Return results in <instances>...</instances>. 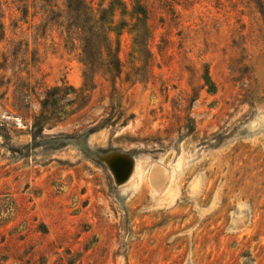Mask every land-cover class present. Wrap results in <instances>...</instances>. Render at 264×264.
<instances>
[{
	"label": "rangeland",
	"instance_id": "374dc122",
	"mask_svg": "<svg viewBox=\"0 0 264 264\" xmlns=\"http://www.w3.org/2000/svg\"><path fill=\"white\" fill-rule=\"evenodd\" d=\"M64 2L0 0V264H264V0H85L91 70Z\"/></svg>",
	"mask_w": 264,
	"mask_h": 264
},
{
	"label": "trees",
	"instance_id": "16d2710c",
	"mask_svg": "<svg viewBox=\"0 0 264 264\" xmlns=\"http://www.w3.org/2000/svg\"><path fill=\"white\" fill-rule=\"evenodd\" d=\"M43 1L50 3V0ZM52 7L55 9L56 4H54ZM63 7L64 9L60 13H54L56 12V9L55 11H52L51 13L53 14V17H51L50 20H53L54 18H65V21L68 22L67 28L69 29V33L71 34L72 38V35L76 30H80V33L83 34V37L81 38V41L83 42L81 53L87 70H91L93 67H95V62L101 61L100 59L103 52L102 49L106 51L107 57L109 58L108 60L117 59V50H114L113 52L108 46V35H103L101 32H99V28L101 27L97 26L101 21L104 20V17H100V19L96 21L93 20L91 8L86 6L85 0H65ZM135 11L142 13L141 15H144V11L139 7L135 9ZM90 22L93 23L90 24ZM112 69L117 70V64L115 62ZM3 86L4 77L0 74V92Z\"/></svg>",
	"mask_w": 264,
	"mask_h": 264
},
{
	"label": "bare ground",
	"instance_id": "6f19581e",
	"mask_svg": "<svg viewBox=\"0 0 264 264\" xmlns=\"http://www.w3.org/2000/svg\"><path fill=\"white\" fill-rule=\"evenodd\" d=\"M108 164L111 166V168L113 169L114 171V175H115V181L122 184L124 183L125 181L122 180V172L123 170H127V178L129 177L130 173H131V170H132V160L129 156L127 155H123V154H116L115 156H113L110 160L107 161ZM122 162L124 163L123 165V168L121 169L119 166L122 164ZM163 171V170H162ZM125 172V173H126Z\"/></svg>",
	"mask_w": 264,
	"mask_h": 264
},
{
	"label": "water",
	"instance_id": "95a60500",
	"mask_svg": "<svg viewBox=\"0 0 264 264\" xmlns=\"http://www.w3.org/2000/svg\"><path fill=\"white\" fill-rule=\"evenodd\" d=\"M111 159V158H110ZM110 159H108V160H110ZM107 160V161H108ZM108 163V162H107ZM109 165V164H108ZM109 167H110V169H111V172H112V174H113V176H114V178H115V175H114V171H113V169L111 168V166L109 165Z\"/></svg>",
	"mask_w": 264,
	"mask_h": 264
}]
</instances>
